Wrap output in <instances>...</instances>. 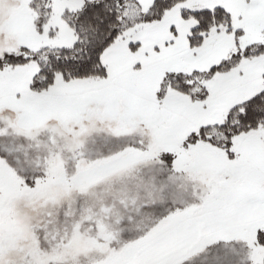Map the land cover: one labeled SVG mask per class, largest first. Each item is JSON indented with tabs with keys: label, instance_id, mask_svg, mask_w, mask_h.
Wrapping results in <instances>:
<instances>
[{
	"label": "snow or ice",
	"instance_id": "1",
	"mask_svg": "<svg viewBox=\"0 0 264 264\" xmlns=\"http://www.w3.org/2000/svg\"><path fill=\"white\" fill-rule=\"evenodd\" d=\"M0 264H264V0H0Z\"/></svg>",
	"mask_w": 264,
	"mask_h": 264
}]
</instances>
